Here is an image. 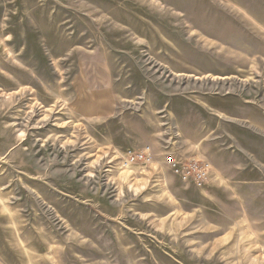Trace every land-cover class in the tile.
<instances>
[{
	"label": "rangeland",
	"instance_id": "374dc122",
	"mask_svg": "<svg viewBox=\"0 0 264 264\" xmlns=\"http://www.w3.org/2000/svg\"><path fill=\"white\" fill-rule=\"evenodd\" d=\"M0 264H264V0H0Z\"/></svg>",
	"mask_w": 264,
	"mask_h": 264
},
{
	"label": "built area",
	"instance_id": "2783aa9c",
	"mask_svg": "<svg viewBox=\"0 0 264 264\" xmlns=\"http://www.w3.org/2000/svg\"><path fill=\"white\" fill-rule=\"evenodd\" d=\"M119 155L117 166L120 169H127L135 165L146 167L152 164L155 158L149 145H143L141 148L127 147ZM163 162L167 169L187 186L192 185L202 189L208 184L211 168L205 159L186 158L172 151L164 155Z\"/></svg>",
	"mask_w": 264,
	"mask_h": 264
}]
</instances>
